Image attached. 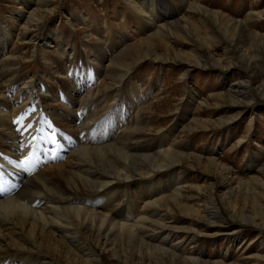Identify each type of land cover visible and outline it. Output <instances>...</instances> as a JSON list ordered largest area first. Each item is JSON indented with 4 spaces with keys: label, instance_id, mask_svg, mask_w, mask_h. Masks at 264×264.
Here are the masks:
<instances>
[{
    "label": "bare ground",
    "instance_id": "obj_1",
    "mask_svg": "<svg viewBox=\"0 0 264 264\" xmlns=\"http://www.w3.org/2000/svg\"><path fill=\"white\" fill-rule=\"evenodd\" d=\"M36 1L37 9L34 8L24 25H31L33 22L39 24L54 13L56 6H53V3L57 0ZM187 5L192 12L202 11V15L208 18L200 17L199 22H193L187 18L178 19L176 18L177 10L170 6V8L161 6L155 0H149L148 4L138 0L135 3L132 2L130 7L135 14L149 15V22L146 23L149 28L146 27L145 36L132 44L128 43L127 39L123 40L122 37L120 43L122 47L118 52L111 51L107 47V49L99 47L88 54L84 65L86 71L84 75L78 69L82 65L80 61L74 67L75 69L73 68L74 73L73 70L68 72L71 77H76V82L73 81L84 93L81 101L79 100V107L83 114L79 120L77 115L80 112L76 115L73 107L68 114L65 112L62 114L57 112L55 107L53 108L56 110H52L34 97L35 81L28 79L23 82V77L17 75L15 68L17 62L13 60L15 54L9 50L13 44L11 33L5 32L4 36H0V189H3V193L0 194V264H105L103 263L105 254H110L122 264H128L131 260H138L139 264H144L143 259L148 261L155 258L164 264H182L181 259L187 261L186 264L190 261L194 264H225L220 261L204 263L195 258L180 257L175 253L177 245L172 239L168 240V234L165 233L166 227L169 228V226L160 225L161 222L157 218L163 217L162 210L166 215L182 210L184 215L190 218L198 216L197 219L210 224L221 223L224 216L217 202L215 188L218 184L232 185L235 178L229 176L230 168L214 158H203L176 150L174 143H170L169 134L164 135L152 145H144L142 133L145 128L154 125L143 114L147 104L136 112L135 125L128 126L129 123L124 122V117L116 118V122H123L121 126L118 124L115 127L114 122L107 121L113 115L114 109L111 108L113 102L105 103L110 96L109 99H118L117 92L120 90V87L110 89V83L107 82L111 72L109 70H116V66L118 71L122 69L117 82L120 84L124 76L132 73L129 72L130 70L148 59L173 64H193L194 62L202 68L221 67L217 59H214V54L208 53L207 56L203 54L207 47L211 48L207 46L208 32L204 27L221 25V18L239 31L260 37L261 43H264V34L249 31L239 21L234 22L223 14L208 11L192 2ZM162 20L165 22L161 23ZM201 24L205 26L202 27ZM103 25L108 29L105 22ZM208 31L211 30L208 28ZM171 37H176L175 39L185 43L194 41L193 46L197 47L198 51L176 48L165 41ZM64 52L66 53L65 49ZM100 52L103 65L101 66L102 63L98 62L92 64L91 60H95L93 55H98ZM106 61L109 64L104 66ZM105 78L107 79L104 80ZM51 79L57 80V84L60 83L57 87L55 86L56 89L62 86L63 83L59 82L58 78ZM22 82L23 86L19 89L17 87L15 97L11 100L7 95L12 91L10 87L13 88L14 84L19 86ZM78 84L90 85L84 89ZM247 85L239 81L232 88L235 90L228 91L227 94L233 99V104L238 106L246 104L245 97L239 98L241 93L237 89H245ZM51 88L54 90L52 82L47 85V91H51ZM74 90L77 91L76 88ZM36 92L41 101L49 99L50 95L43 93L44 97H42V93L40 94L37 90ZM224 96L226 95L217 94L211 97H215L216 106H219L221 104L218 103ZM142 97L147 98V95L142 94ZM138 98L141 99L140 96ZM139 103L142 104V102ZM244 111L245 109L241 108L235 116ZM51 116L53 118L64 116L66 122H76L74 124L78 128L77 136L73 138L63 132L51 130ZM223 119L220 123L224 122ZM96 121L98 123H95ZM195 123L191 130L205 125L204 121L198 119ZM214 124L217 126L219 123L214 122ZM79 132L82 134L81 140ZM50 136L54 138V142L46 144L50 141ZM64 140L67 146H63ZM42 144H46V147L41 148ZM56 148L58 151H55ZM50 151L53 152L50 153L53 163L47 165L46 172L40 157L42 152L48 154ZM58 156L59 160L55 161V157ZM59 162L65 164L66 168L64 169L65 166ZM183 164L193 170L203 169L201 171L215 179L219 178L217 183L214 181L212 183L208 178L206 181L211 184L193 186L192 189L199 191L198 193L204 198L205 205L201 209L187 207L181 203L184 201V195L182 187L178 186L177 182L180 176L176 178V175L179 173L180 165ZM27 168L29 170L25 171ZM165 171L168 172L165 173L168 178L162 182L159 175ZM135 179L141 180L133 182ZM242 180L238 178L239 182H243ZM16 183L18 185H15ZM128 183L137 184L138 187L143 188V207L139 205L140 208L137 209L138 205L134 204L133 209L129 208L132 205L129 200L130 202H125L115 208L116 210H112L111 214L102 213L97 210L98 208H90V203L95 204L97 201L106 203L112 195L115 201L118 199L119 203L123 202L128 198ZM167 190L170 192H166ZM89 194H93V198L86 204L87 200L84 196ZM166 215L164 218L167 217ZM171 226L174 224L171 223ZM187 228L192 230L191 227ZM146 238L153 241L160 240L158 242L162 246L155 245L156 243L153 245L147 242ZM97 249H101L102 256L97 254Z\"/></svg>",
    "mask_w": 264,
    "mask_h": 264
},
{
    "label": "rangeland",
    "instance_id": "obj_2",
    "mask_svg": "<svg viewBox=\"0 0 264 264\" xmlns=\"http://www.w3.org/2000/svg\"><path fill=\"white\" fill-rule=\"evenodd\" d=\"M136 1L57 0L56 3H53L56 8L50 17L39 24L33 22L31 25H24L34 8L37 9V3H35L37 1L0 0V36H4L5 32L11 33L13 44L9 50L15 54L13 59L17 62L15 68L17 75L23 77V82L40 75V82H43L41 96L44 97L43 93L47 96L50 95L49 99H45L46 101L42 99L43 104L52 110L57 109V112L68 114L71 107L78 105L76 98L70 94L84 96L83 91L74 90L76 77H71L68 74L77 66L78 61L82 64L78 69L84 75L86 73L84 65L88 54L96 51L99 47H107L111 51L118 52L122 47L120 44L122 37L123 40L127 39L128 43L132 44L135 40L139 41L145 36L144 31L148 27L146 23L149 22V15L142 16L134 13L135 11L130 6L132 2ZM138 1L148 4L149 0ZM155 1L161 6H170L175 11L177 10L176 18L178 19L187 18L190 21L199 22L200 17L208 18V16L202 15V11L192 12L187 5L192 2L208 11L223 14L233 19L234 22L239 21L251 32L264 34V15H262L264 14V0ZM165 20L160 22L163 23ZM220 21L221 25L215 24L209 27L201 25L207 29L206 37L210 42H207V46H211V48L207 47L203 54L204 56H207L208 53L214 54V59H217L221 67L202 68L201 65L194 64V62H192L193 64H173L148 59L138 63L136 69L130 70L129 72L132 73L124 76L121 84L117 82L122 69L118 71L117 66L114 71L110 69L109 78L104 80L107 79V82L110 83V89L120 87V90L117 92L118 99H109L110 96L105 103L113 102L111 108L114 109L113 115L107 121L114 122L115 127L118 124L121 126L123 122H116V118L124 117V122L129 123L128 126L135 125L136 112H139L143 105L147 104L143 114L154 125L143 131L144 145H152L164 135L169 134L170 143H174L176 150L184 154L214 158L230 168L231 175L229 176L235 178L232 185L218 184L215 188L218 196L217 202H219L224 216L221 223L210 224L197 219L198 216L190 218L185 216L182 210L169 213L170 217L165 214L164 210L161 211L163 217L157 219L161 222L160 225L167 224L169 226V228L166 227L165 233L168 234V240L172 239L173 243L177 245L176 254L180 257L195 258L201 262L204 261V263L220 261L225 264H264V43H261L260 37L239 31L222 18ZM104 22L108 25V29L103 25ZM208 28L211 31H208ZM147 33L146 35L149 34ZM175 38L171 37L165 41L178 49L198 51V48L193 46L194 41L185 43ZM74 56L75 58H73ZM93 56L95 60H91L92 64L102 63L101 52ZM107 64H109L108 61L104 62V66ZM100 65L102 66L103 63ZM72 72L74 73V70ZM113 75L118 76L114 77ZM51 78H58L59 82L63 83L59 89L64 88L68 96L63 95L55 88L60 83L57 84V80ZM33 80L35 83L37 82V79ZM239 81L248 84L245 89H237L241 93L239 98L245 97L246 104L243 106L233 104V99L227 94ZM23 82L19 86L13 83L14 87H10L12 91L7 95L11 100L15 97L17 87L21 88ZM51 82L54 85V90L51 88V91H47V85ZM89 85L78 84L84 89ZM94 88H96L95 84ZM72 92H76V94ZM58 93L62 94L61 100ZM142 94H146L147 98H143ZM217 94L226 95L219 101L218 104H221L219 106H216L215 97H211ZM139 96L141 99L138 98ZM241 108L245 111L235 116ZM73 110L77 113L81 108L77 106ZM55 116L57 115L55 114ZM63 117H54L57 123L63 126V128L57 126L54 122L57 126L55 132H63V134L75 138L78 134L76 122L68 123ZM197 119L204 121L205 125L199 129L191 130V127L196 125L195 120ZM221 119L224 122L220 123ZM214 122L219 124L215 126ZM50 143L48 141L46 144ZM46 144H42L41 148L46 147ZM63 146H67L65 140ZM50 153L53 152L50 151L48 154L42 152L40 157V161L43 163L42 167L46 169V172L47 165L53 163ZM62 162L59 163L64 165L65 169L66 165ZM201 170H193L183 164L180 165L179 175H176V178L180 176L177 178V182L178 186L182 187L184 195V201L181 203L187 207L201 209L205 205L204 198L198 193L199 191L192 189L193 186L211 184L206 181L208 178L212 183L213 181L218 182L219 178L215 179ZM165 173L168 172H161L159 175L162 182L168 178ZM238 178H242L243 182H239ZM140 180L135 179L133 182ZM169 183H171L170 180ZM128 186V198L126 199V196L124 199L126 202L131 201L132 205L129 208L133 209L134 204L138 205L137 209L140 206L143 207V188L138 187L137 184L130 185L128 183ZM90 195L92 197L89 199L93 198V194ZM84 197L88 198V195ZM114 203L116 204L117 201ZM90 208L94 209V207ZM97 210L106 213L108 209L98 208ZM127 210L128 208L126 212ZM165 215L166 218H164ZM171 223L174 226H171ZM187 227H191L192 230ZM146 241L157 245L160 240L153 241L146 238ZM159 245L162 246V244ZM97 250V254L102 256L101 249ZM153 260L145 261L143 259L142 262L144 264H164L158 258ZM132 261H129L128 264H139L138 260ZM181 261L184 264L187 262L182 259ZM103 263L122 264L120 260L118 261L110 254L104 255ZM187 264L194 263L190 261Z\"/></svg>",
    "mask_w": 264,
    "mask_h": 264
},
{
    "label": "snow or ice",
    "instance_id": "obj_3",
    "mask_svg": "<svg viewBox=\"0 0 264 264\" xmlns=\"http://www.w3.org/2000/svg\"><path fill=\"white\" fill-rule=\"evenodd\" d=\"M0 190H2V189H0Z\"/></svg>",
    "mask_w": 264,
    "mask_h": 264
}]
</instances>
